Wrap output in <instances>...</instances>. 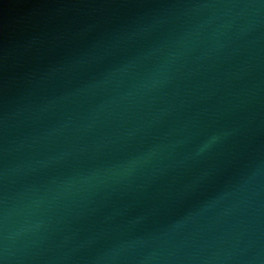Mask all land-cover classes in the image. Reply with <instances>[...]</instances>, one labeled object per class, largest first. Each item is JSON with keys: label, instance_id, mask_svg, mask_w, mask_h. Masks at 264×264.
<instances>
[{"label": "water", "instance_id": "95a60500", "mask_svg": "<svg viewBox=\"0 0 264 264\" xmlns=\"http://www.w3.org/2000/svg\"><path fill=\"white\" fill-rule=\"evenodd\" d=\"M0 264H264V0H0Z\"/></svg>", "mask_w": 264, "mask_h": 264}]
</instances>
